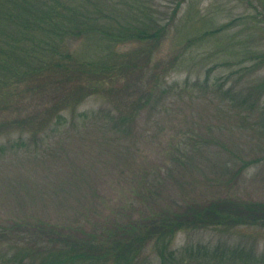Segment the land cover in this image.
<instances>
[{
  "label": "trees",
  "instance_id": "obj_1",
  "mask_svg": "<svg viewBox=\"0 0 264 264\" xmlns=\"http://www.w3.org/2000/svg\"><path fill=\"white\" fill-rule=\"evenodd\" d=\"M243 1L256 10L246 20L250 21L249 26L260 22L258 26L263 34L258 48L247 51L233 48L222 58L219 54L223 47L213 48L210 39L225 32L234 22L199 30L186 40L184 47L204 48L199 62L206 66V80L192 84L187 80L179 88L171 84L159 92L163 77L183 59V52L167 61H156L154 55L171 31L175 17L162 23V17L152 12V5L144 0H0V113L18 110L15 119L0 121V134L12 128L21 134L31 131L43 136L50 126L53 132L61 131L62 126L65 131L81 128L92 119L87 112L81 113L84 120L81 125L75 119L68 121L63 112L77 107L91 95L111 98L115 110L108 112L109 118L100 125L116 135L131 134L130 122H135L141 109L146 108L149 116L154 117L163 106L168 109L176 104L177 100H170L173 94L180 100L185 94H191V98L209 94L216 113L225 112L228 107L229 113H225L241 120L240 129L264 127V75L252 76L247 72L251 67L264 66V0ZM76 43L80 46L75 48ZM128 45L131 47L121 48ZM246 61L252 65H247V70L240 68ZM219 67L223 71L214 75L213 69ZM211 78L214 80L210 82ZM243 82L247 83L246 87L237 90ZM44 96L49 103L36 112L28 114L19 108L31 98ZM97 116L93 115V120L99 122ZM218 125L208 123L207 127L213 129ZM199 136L212 139L208 135ZM187 144L197 147V143L187 142L180 148ZM19 146L27 145L21 141ZM239 147V144L222 147L228 150V155L219 166L224 173H229L226 181L237 184V189L250 164L264 160V157L244 158L246 154ZM5 150L6 146L0 145V158ZM194 158L190 152L172 155V161L188 164L187 168L191 169L198 168ZM133 179L138 183L135 188L137 214L129 213L104 223L95 221L78 230L66 227L65 233H58V237L48 232L47 240L42 242L32 236L25 240L28 247L13 256L14 263H264V253L256 255L254 246L244 249L224 242L213 246L187 243L173 247L177 234L186 230L264 227V199L245 197L238 191H221L225 183L216 180L213 195L202 193L207 196L189 198L179 193L189 184L178 181L167 186L171 190H166L175 194L178 191L174 186L178 184L182 188L176 196L161 202V180L151 179L148 172L137 173ZM134 206L131 202L129 208L132 210Z\"/></svg>",
  "mask_w": 264,
  "mask_h": 264
},
{
  "label": "rangeland",
  "instance_id": "obj_2",
  "mask_svg": "<svg viewBox=\"0 0 264 264\" xmlns=\"http://www.w3.org/2000/svg\"><path fill=\"white\" fill-rule=\"evenodd\" d=\"M144 1L152 5V12L162 17V23L175 17L171 31L154 53L155 60H172L183 52L179 66L175 65L163 77L159 92L171 84L179 88V85H186L187 80L191 84L206 80V66L199 62L204 48L184 47L186 40L199 30L234 22L230 28H225V32L210 39L213 48L223 47L219 54L222 58L233 48L256 50L263 34L259 29L260 22L259 26H249L250 21L246 22L256 10L243 0ZM228 56L231 58L230 53ZM249 64L252 62L246 61L239 67L246 69ZM222 71L219 67L212 72L216 75ZM247 72L252 76L264 75V66L251 67ZM213 80L211 78L210 82ZM246 85L243 82L236 89L241 91ZM190 96L185 94L180 100L173 94L170 100H177L176 104L168 109L163 106L154 117L149 116L146 108L141 109L135 122H130L131 134L127 136L116 135L110 128L106 132L100 125L109 118L108 112L115 110L111 98L105 95H91L77 107L63 112L68 121L75 119L79 125L84 121L81 113L87 112L92 119L81 128L65 131L62 126L61 131L53 132L50 126L43 136L31 131L21 134L12 128L0 134V145L6 146L0 158V264H18L14 263L13 256L28 247L25 240L32 236L42 242L47 240L45 234L48 232L58 237V233H65L66 227L78 230L95 221L104 223L129 213L137 214L135 188L138 183L133 179L137 173L148 172L151 179L162 181L161 202L176 196L182 188L178 184L174 186L178 191L175 194L173 191L166 193V190H171L167 186L178 181L189 184L185 191L179 192L189 198L207 196L202 193L213 195L216 180L225 183L221 191H238L245 197L264 199V160L250 164L239 189L237 184L234 186L226 181L229 173L219 168L228 155V150L222 147H233L234 144L243 149L244 158L263 159L264 127L240 129L241 120L225 113H229L228 107L225 112L216 113L209 94H198V98ZM47 103L46 96L35 97L21 103L19 108L29 114ZM17 111L14 108L9 113H0V121L15 119ZM93 115H98L99 122L93 120ZM208 123L219 125L212 129L207 127ZM199 134L212 139L204 140ZM21 141L27 146L20 147ZM187 142L197 143V147L187 144L180 148ZM186 152L194 153L198 168H187L188 164L172 161V155ZM144 198L149 200L147 196ZM131 202L135 203L132 210L129 208ZM224 242L244 249L254 246L255 254L260 256L264 253V227L239 226L229 231L216 227L186 230L177 234L173 247L187 243L213 246Z\"/></svg>",
  "mask_w": 264,
  "mask_h": 264
}]
</instances>
